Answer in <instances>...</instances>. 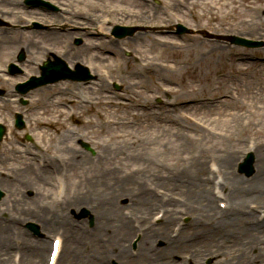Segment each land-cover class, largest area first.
Here are the masks:
<instances>
[{
    "label": "rangeland",
    "instance_id": "374dc122",
    "mask_svg": "<svg viewBox=\"0 0 264 264\" xmlns=\"http://www.w3.org/2000/svg\"><path fill=\"white\" fill-rule=\"evenodd\" d=\"M8 1L10 2L11 0ZM56 1L67 3L68 0ZM72 1L76 6L74 7L76 11L79 10V12H82V14L86 13L85 15L87 16L89 14L93 18V24H100L99 19L102 15V7H106L107 9L112 7H115L116 9L129 7L132 9L134 8L133 4H136L135 0ZM157 1L161 3V6L157 7V10L160 11L161 14H157V21L152 23V27L153 25L159 26L163 23H169L167 21V18L164 17V14L166 13L170 16L171 21L175 20L176 18L181 19V21L186 26L194 30L204 29L212 33H233L242 36H248V30H250V28H253L247 23L249 14L246 10V0ZM248 2L252 3L253 1ZM216 3L220 6L219 13L217 12V6L215 5ZM226 9H230L232 13H235V16L226 17ZM140 11L141 8L139 9V12ZM10 12L12 13V16L9 19L15 26L14 28H16V30L7 31L6 33L14 34L15 36L18 35V37L16 39L13 38L11 39L12 41L10 40L7 42L8 49L5 56H3L0 60L1 64L3 59H8L9 55L13 50H15V48L21 45L25 46V41L29 37L28 34H35V32H38L37 30H39L33 29L26 32L22 27V25L24 24L21 23L19 19L20 11L17 12V10L15 9H10ZM138 14V11L134 10H132L131 14L127 17L123 14H118L114 23L129 26L133 24H150V22L137 20L136 15ZM76 22L77 25L75 23L73 24L76 26L80 25L79 19ZM0 32L4 31L0 30ZM146 33L147 34H139L137 36L134 35L130 40H120L119 44H112L110 42V44L107 45L109 50H112L117 54H121L122 51L127 50L134 55V58L126 61L127 68L124 71L123 69L113 68V59L111 58V56H107V66L103 67H106L105 70L108 72L106 81L109 80V87L110 79L119 80L126 90V93L124 94L125 96L131 98L133 96L136 97L139 102L145 100L146 103L149 104L151 101H153V96L147 95L139 90V86L143 83V81L138 76L139 74L136 72V69L138 67H146L148 73H146V77H144V79L147 78L146 83L148 87L151 89H155L157 96L168 95L170 97V100H173L170 102L179 104V102H183L187 99L215 98L218 95H232L236 97L237 92L238 97H241H236V100L234 101L227 102L226 100L213 105L208 102L204 104V106L206 107L203 110L194 109L192 111L193 113L191 111H188V108H182L184 107V105L179 104L174 108L163 105L157 108L155 111H151V113L149 114V118L151 119V121H148V123L145 125H142L140 127H128L131 129L123 128L115 132L112 131L111 128H105L104 132H101L99 128V122L101 119H128L133 114H136V111L129 110L128 105L121 102L120 99L106 95L105 92H101L98 89V87L96 86L97 84H94L92 93H94V95L96 96H101V98L96 99L93 106L78 108L83 112L88 113V115L87 117H82L81 115L77 119L78 121H76L78 122L76 124V127L72 126V122L66 121V111L58 105V102H64L66 101V99H63L61 97L50 98L52 97L50 95L52 92H58V90L65 87V84H57L55 86H49L45 88L40 87L33 90L31 98H29L30 104L26 106L27 108L25 109V111L27 110V116L32 121L34 119L40 118V121L45 120V122L49 120L57 121V123H59V125L64 129H66V127L68 126L72 131L77 132L78 130H83L86 140H88L89 138L94 140L99 145L97 149L100 151H102V149H104L103 147L106 146L107 150H110L112 152V155H119V152L121 151L120 148L123 147L124 144L122 139H126L127 137H129L130 141H134V143L136 144H139L140 142L146 144L143 152H145V154L147 153L146 155L149 159H147L149 163L144 164L143 162L137 161L135 156L131 157L132 162L127 160L129 166H126V171L122 174L120 171H118V168L120 166V163H123L125 161L124 155L123 157L119 155L114 158L106 159L108 161L107 164L105 162L106 160L102 159L101 154H99L100 169H96L92 165H88L91 169H93V174H95V176L90 175L79 180L78 178H76V174L78 175L79 171H73L75 183L74 187L72 189L70 188V191H68L67 193L69 195V203L67 204V208L71 205L76 206V204H74L75 202L72 200V197L77 193L86 194L88 189L97 192V187L106 185L105 183H108L107 185L113 186V189L110 190V193L111 195L115 196V194L120 190L121 187L118 181V177H124L128 173L135 174V172H133L134 166L141 167V171L143 169H146V173L142 171L141 175H144V177L142 178L147 180L149 184L151 182L158 184L155 180V175L159 174V172L162 175L166 174L162 169L155 168L154 165L156 163L160 164L163 168L169 167V163L173 160L180 161L181 164H189L187 161L188 157L192 156L193 158H195L194 153L196 152L199 155V162H202L204 164H206L207 161L211 159L210 157H217L221 159L223 156H229L231 166L235 168L234 161L236 157L240 156L248 145H252L251 143H255L258 144L259 147L264 146V65L254 73L247 75L244 74V76L242 77V75L236 74L237 70L247 73V70L255 64L254 61L243 62V60L245 59H242V57H240L239 61H236L238 56L245 57L243 55V52H246L245 48H236L235 52L237 55L231 57L230 50H228L226 44L222 41L217 42L208 39L206 40L195 34L189 35V41L181 43L174 36H160L156 32L150 30ZM260 33H262V35ZM260 33L253 35V37L264 38V30H261ZM23 34L25 35L23 36ZM99 39L102 40V38L99 37L98 39H93L91 41L92 52L88 57H95L96 55H100L98 50L94 49L97 48V40ZM37 41L41 42L40 37H38ZM44 46L51 45L48 41L43 40L42 44H38V53L34 50H31V53H29L26 50L25 53L27 57V66L30 72L36 73L37 59H42L45 52ZM52 49L55 50L53 47ZM252 51L254 52H247V54H251L252 56H264V48H259ZM135 62L137 64H135ZM92 66L93 69L94 66L97 68L94 69L96 72H104L100 63L95 62V64H93ZM222 72H227V76L224 77L222 75ZM121 73H123V76L121 75ZM22 77L23 76H16L15 78H13V84L16 81L23 79ZM66 93L71 92L68 91ZM210 93L211 96H209ZM15 102L16 101L13 100V106L16 105ZM189 113L193 118L195 117L201 120L202 124L197 126L189 122V120H187L186 118V114L189 115ZM45 122L42 121L41 123L38 122L37 124L43 125ZM183 124H188V127L193 129L194 131L189 130L186 133L183 128L179 127V125ZM166 132L167 134L165 135ZM116 133L117 135L124 137L116 140L113 137ZM21 135H18L19 139ZM161 135H165V137L163 138L161 137ZM185 138L189 140L186 141ZM72 144L75 148L77 147L74 141ZM114 146L117 147V152L111 150V148ZM131 146V150L138 151L136 146ZM181 146H183V150L185 151L184 156H182L181 154L182 157L177 154L180 151ZM10 147L12 148V153H10L9 155L14 156L15 158L22 159L21 157L16 156V151L20 149L19 145L16 142H13L11 143V145H9V148ZM176 147L177 150L175 151ZM50 149L51 150L47 151L49 155L56 151L54 150L52 144ZM6 150H9L8 147L6 148ZM62 151V154H59L62 157L61 159L65 158L68 155V151H65V147L64 149H62ZM159 152H161V156L159 155ZM6 154L7 153H4L2 156H5ZM156 154H158L159 156H156ZM258 155H260V153H258ZM262 155L263 156L261 158H258V156H256L255 158V170L264 169V154ZM154 157H156V159H154ZM86 159L88 162H90L88 157ZM14 163L15 159L13 161V164ZM13 164L10 167H13ZM26 164L33 165V161L30 159H26ZM94 164H97V162L94 161ZM109 167L111 168V173H109V171H106ZM5 168L7 169V175L12 174V171L9 167ZM189 168L191 170L195 169L194 167L190 166ZM94 169L96 170V172L94 171ZM99 170L103 172V184H96V181L99 179L98 173L101 172H99ZM225 170L228 173L226 168ZM107 173L109 174L107 175ZM82 180L86 182H83ZM261 180L264 181V175L262 176ZM261 180L255 179V181H258V184L264 185V182H262ZM139 185H141V183ZM137 187L138 186L136 182L133 183V185L130 184L126 186V189H124L123 191L128 192L129 190ZM163 187L168 189V191H170L175 196H180L183 199H189L190 203L192 204H202V200H194V196L199 194L197 193V191L191 190L193 193H190V191L186 193H183L181 190L175 191L176 187L173 184H169V187ZM18 189L16 190L17 192H15L16 194H18L17 197L29 201L30 198L27 197L26 193L24 192L25 194H22L23 191L21 189ZM207 189L209 190V185H207ZM45 191L46 190L40 189V192L36 193L39 196H35V198L42 196ZM94 191L92 192L94 193ZM117 196H119V194H117ZM249 200L253 202L258 201L256 197L250 198ZM29 203H31L32 206L35 207L34 199L33 202ZM20 208V205L16 206L17 210H20ZM178 208H183L189 211V209H187L185 205H182L181 203H178L176 209ZM117 209H119V206ZM14 210L9 211L12 216L15 213ZM200 214L203 215V212H201ZM173 221H171V223ZM239 223V226H242V222L240 221ZM191 228H193V226L190 224L189 230H186L187 233H184V235L187 236V234H189V232L192 230ZM232 229L235 230V227L231 226L227 228L224 233L230 232ZM154 237L155 235L150 236L148 240L150 246L153 243ZM163 237L166 241V236ZM246 238L251 239L250 237L242 236L241 242L237 244H229L231 245V249L228 252L231 253V256H233L236 250H238L237 253L239 257H242V261L239 262V264H242L249 256H251V252L246 253L243 250L244 246H246V244L244 243V240ZM201 242L203 241H199L198 244H201ZM256 243L257 244L255 245L253 244V246L257 247L258 249V255L256 257L258 261L262 260V264H264V242L263 244L258 242ZM218 245L220 246V248ZM191 247L192 246H184V248L180 249L175 255L178 256V259H182L184 253H187L188 249ZM204 248L206 253L203 254L200 259L198 258V264H204V259L210 257L208 255L210 254L209 252L218 254L219 258H215V264H219L220 261L226 263L225 257L227 256V254H225L226 251L220 244H212L209 245V247H207L206 244ZM197 250L198 256L199 249L197 248ZM219 254H221V256H219ZM46 256L47 252L44 254V259L41 264L45 263ZM197 256L195 257L196 260ZM167 259L169 263L176 264L175 260H171V258L169 257ZM212 261L213 260L211 259L210 264H212ZM195 263L197 264V262Z\"/></svg>",
    "mask_w": 264,
    "mask_h": 264
},
{
    "label": "bare ground",
    "instance_id": "6f19581e",
    "mask_svg": "<svg viewBox=\"0 0 264 264\" xmlns=\"http://www.w3.org/2000/svg\"><path fill=\"white\" fill-rule=\"evenodd\" d=\"M130 1V0H129ZM134 5V4H133ZM142 5V4H141ZM106 29H104L105 31ZM100 33H102V28L98 30ZM145 36V35H143ZM42 37H46V39H49L51 41H57L60 38V34L57 31H52L49 34H43ZM5 37L3 35L0 34V57H2V55H4L5 51L7 50V46L4 45V43H2L1 41L4 39ZM30 48L32 49H37V46H30ZM221 49V48H219ZM218 49V50H219ZM99 57L95 58L94 60L98 59ZM102 61L107 62L108 58H102ZM167 134V132L165 133V135ZM165 135H161V137H165ZM124 136H120V135H116L115 138L120 139ZM63 140V144H64ZM146 146V144H144L143 142H140L138 145V148L140 150H142L144 147ZM177 150V147L175 148V151ZM69 152H72L71 150H67ZM180 151H182V146L180 147ZM260 151L261 154H264V147L262 148H257L256 153ZM184 153V152H183ZM109 156L111 154H108ZM108 157V156H107ZM139 158L141 160H143V154L142 152L139 153ZM74 166L76 167L77 170L81 169L83 171H85V173L88 174H92L93 176H95L88 167L86 166V161H84L82 158H79L78 153H76V155H74ZM222 160V161H221ZM220 160L221 166L222 168H226L228 173H227V181L232 182V186L231 188H233L232 192L230 193L229 196V203H230V207L231 209H233L234 212V216L230 219H222L218 225L221 226V228L218 229V231H215V228H213L211 231H209V235L204 239V241H208L210 242L209 244H211L212 242H215L214 244H220L224 250L226 251L225 254H227L226 256V260H227V264H235L234 262V258L233 256H231V253H229L228 251H230L231 249V245L229 244H236L238 243L241 239L242 236L248 235L249 232L256 234V233H264V229L262 228V225H255L254 227H250V228H244L239 226V222L241 218L244 217H248L251 216L252 213L247 211L245 207H243V201H244V196L246 195H252L254 194L255 196L257 195L260 199L264 200V188L262 189H258V186H256L255 183V177H242L239 175H236L233 171L234 168H232L231 166V162L229 159V156H223ZM144 162H146L145 160H143ZM19 172L17 174V179H16V183L19 186H22L24 189H27V187L29 186V180L31 179L30 173L28 172L27 167L24 165L23 167H19L18 168ZM203 172H205V164L202 162H197L195 169L191 170L189 167H183L182 171H181V176L182 178H179V180L181 181H177L175 182V186L177 187H181L184 189L183 192H192L191 190L197 191L198 193H206L207 191V183L205 181V178L203 177ZM257 172H263V170H259L257 169ZM256 172V173H257ZM103 172L101 171L100 173H98V176L102 175ZM157 176V180L159 182L162 183H166V182H172L173 180L167 178V177H161L158 175ZM99 179L96 181V184H103L104 181V177H98ZM183 179H190L191 183L189 186L186 187V185L183 183ZM133 180V177L131 175L125 177V178H120V184L122 186H126L127 184L131 183V181ZM2 183L4 185H6V190L8 191L11 190L12 185H8L6 183V180L3 179ZM87 183H92V182H87ZM161 183V184H162ZM3 185V186H4ZM8 188V189H7ZM113 187L111 186H106V185H101L98 187V191L99 194H97V198L100 202L102 201H106V199H108V196H105L104 191L105 192H109ZM121 190L124 189V187H120ZM103 191V192H102ZM193 193V192H192ZM208 194V192H207ZM108 195V194H106ZM125 196V195H123ZM256 196V197H257ZM126 197V196H125ZM117 198V197H115ZM228 199V198H227ZM76 203H78V205H80V203L82 202H86L87 204H95L96 202L92 201H88V198L85 197L82 193H79L78 197L76 199ZM149 200V193L143 192L138 198H130L129 202H131L134 206L137 207H141L142 204L144 203L145 205L147 204V201ZM13 204H18L17 201V196L13 195L12 199H11ZM21 204V203H20ZM22 205V204H21ZM230 209V208H228ZM102 211V210H101ZM204 211V209H203ZM29 215H35L33 211H29L28 212ZM101 217V222H100V226L98 231L107 236L106 240H114V239H118L119 243L121 242V245L124 243H122V241L125 240V238H127V236L132 233V230L130 229V224L128 222H124V225L121 227L120 232L117 234L114 230L113 227L110 225L108 220H104L105 219V215L100 214ZM173 218V213L169 212L168 215H166L161 221H163V223H161V225L158 228H153L151 230H149V232H147V237L146 240L142 242L140 248V252L142 254V258L141 260H135L129 263H134V264H142V262H146L148 264H152V262L154 261L155 264V256L148 254L145 252V245L147 243V238L148 236L152 235V234H156V235H161L164 233V231L166 230V228H168L171 220ZM264 224V223H263ZM197 226V225H196ZM234 226L235 230L233 229V231H231V234L229 235V233H225L223 234V232L226 230V228ZM9 231L8 229V225H1L0 224V245L2 241H7V232ZM237 232V235L234 237L233 232ZM10 232V231H9ZM69 234L71 239L69 240L71 247H74V250L71 251H67L66 256L63 258V263L62 264H67L66 262L69 260L70 257H74L75 259H77V261L83 262L84 263V251H83V247H93L92 252L87 255V258L90 260V264H106L104 262V257L102 256V252H100V250H98V245H94L92 243H87V238L79 237L78 235V231L77 230H69ZM146 236V235H145ZM261 239H264V237H259L258 235L254 236V240L256 241H261ZM204 241L202 243V245L204 246ZM77 243V244H76ZM196 244V243H194ZM24 246H25V258H26V262L27 264H40L41 260L43 259L44 256V249H45V245L43 244H37V243H31L29 242L28 239L24 238ZM181 244L178 242L175 244V246L172 249V253H176L177 250L180 248ZM219 246V245H218ZM1 247V246H0ZM220 248V246H219ZM63 252V246L60 248V255ZM128 250H126L124 247H121L120 250L116 253V254H109L108 257L110 260H115L117 261L119 264H124L123 262H127L124 261V258L126 257V254ZM102 254V255H101ZM214 254V253H212ZM214 264V261H213Z\"/></svg>",
    "mask_w": 264,
    "mask_h": 264
}]
</instances>
